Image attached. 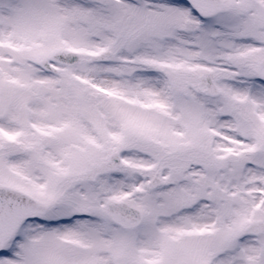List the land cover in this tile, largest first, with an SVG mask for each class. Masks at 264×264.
<instances>
[{
	"label": "snow or ice",
	"instance_id": "6c2138e0",
	"mask_svg": "<svg viewBox=\"0 0 264 264\" xmlns=\"http://www.w3.org/2000/svg\"><path fill=\"white\" fill-rule=\"evenodd\" d=\"M0 264H264V0H0Z\"/></svg>",
	"mask_w": 264,
	"mask_h": 264
}]
</instances>
